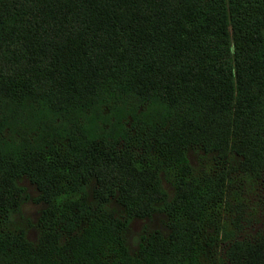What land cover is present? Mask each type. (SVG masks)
<instances>
[{"label": "trees", "instance_id": "16d2710c", "mask_svg": "<svg viewBox=\"0 0 264 264\" xmlns=\"http://www.w3.org/2000/svg\"><path fill=\"white\" fill-rule=\"evenodd\" d=\"M36 85L64 114L0 145V264H264V0H0V128ZM22 176L48 203L38 242L10 226ZM155 210L168 232L131 250Z\"/></svg>", "mask_w": 264, "mask_h": 264}, {"label": "rangeland", "instance_id": "374dc122", "mask_svg": "<svg viewBox=\"0 0 264 264\" xmlns=\"http://www.w3.org/2000/svg\"><path fill=\"white\" fill-rule=\"evenodd\" d=\"M24 83L28 84V80L25 79ZM37 87L39 86L36 85L27 88V91L24 92V101L18 103L20 105H17V102L14 100H9V106L14 107L19 114L15 116L14 121L9 124L8 128H0V145H3V142L5 144L7 139L14 140L22 147L25 145H31H28L27 142L32 143L33 141H37V143H41L42 138L52 139L55 131L52 119L56 116L53 110H56L59 116H62L64 113H62L58 107V100L53 99V95L55 94L53 91L46 89L44 91L43 86H41L42 88ZM26 93H28V96ZM127 97L130 99H136L131 95H128ZM4 98L5 103L7 104V96H4ZM131 103H133V101ZM40 109H43L44 112H41ZM46 114L48 116L47 119L45 117ZM35 115L41 116L37 119ZM55 123L62 124V121L58 117ZM108 129L109 127L106 129V134ZM121 134L122 133L120 132V135ZM187 155L191 164L195 166V168H201L200 165H202V157L204 156L201 149L197 147H189ZM210 172L214 174V168L211 169ZM163 182L168 192L172 194V186L168 183V181L164 180ZM18 183L25 188L26 198L23 199V202L19 206L18 210L13 211L10 226L13 228H24L27 239L32 242H38L40 237L39 218L48 203L45 199L40 197L41 191L28 176L20 177ZM93 187L94 180L92 179L86 186V192L88 199L90 200L93 197ZM108 207L113 209L117 214L124 215V206L117 202L116 199H111ZM258 216L259 220L255 223V225L264 226V212L259 211ZM155 231H160L163 235L168 232L167 216L163 211L155 210L152 214L146 217H133L129 222L126 233L130 249L135 250L137 248L141 235H147ZM64 241L65 240H62L60 242Z\"/></svg>", "mask_w": 264, "mask_h": 264}]
</instances>
